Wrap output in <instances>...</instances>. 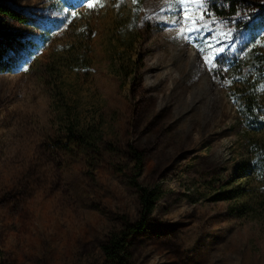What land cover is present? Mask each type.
<instances>
[{
	"label": "rangeland",
	"instance_id": "374dc122",
	"mask_svg": "<svg viewBox=\"0 0 264 264\" xmlns=\"http://www.w3.org/2000/svg\"><path fill=\"white\" fill-rule=\"evenodd\" d=\"M222 2L188 0L224 49L213 72L176 0H0L27 20L0 15L25 44L0 72V264H264V179L256 218L239 209L264 133L237 92L264 26L240 32L248 14L218 18ZM140 187L161 198L125 238Z\"/></svg>",
	"mask_w": 264,
	"mask_h": 264
},
{
	"label": "trees",
	"instance_id": "16d2710c",
	"mask_svg": "<svg viewBox=\"0 0 264 264\" xmlns=\"http://www.w3.org/2000/svg\"><path fill=\"white\" fill-rule=\"evenodd\" d=\"M218 3V2H217ZM241 9H245L249 18L244 23H238L237 28L240 32L251 30L252 32L258 31L264 26V8L257 5H251L246 0H223L220 5L210 6V10L218 18L235 17L239 14ZM0 15L11 18L19 22H27L26 19L20 17L19 13L8 6L0 5ZM21 34L12 31L5 22L0 20V72H9L12 70L14 60L9 56V52L17 49H24L25 44L21 41ZM262 78H264V55L253 52L252 62L250 64V71L239 84L240 99L244 104L247 114L250 117L251 128L254 129L256 134L263 135L264 133V113L260 102ZM250 153L252 155L251 176L255 178L256 185L253 186L248 196L243 192L240 198L243 199L239 209L242 215L249 218H256L255 213L262 207L261 203L263 197L261 195V187L264 179V149L260 147L259 143H252ZM233 189L230 196L233 195ZM161 198V193L158 189H150L140 187V220L131 226L129 230L123 233L125 238H128L136 233L144 230L147 225V220L154 213L157 207V202ZM124 239L114 243L112 247H106V254L114 262L125 261V258L119 257L120 255L127 254L126 247L124 246ZM125 264V263H122Z\"/></svg>",
	"mask_w": 264,
	"mask_h": 264
},
{
	"label": "snow or ice",
	"instance_id": "6c2138e0",
	"mask_svg": "<svg viewBox=\"0 0 264 264\" xmlns=\"http://www.w3.org/2000/svg\"><path fill=\"white\" fill-rule=\"evenodd\" d=\"M133 3H136V0H133ZM205 5L203 3L199 4V8H203ZM89 8L93 7V4H88ZM190 4L188 0H176V6L173 9H169L172 11L174 19V24L177 26H182L184 24H188L187 31L184 32V38H186L190 43L195 42L199 46V50L205 54V63L209 68V71H219V63H220V54L223 53L224 49H217L216 45L213 44L210 39L206 38V36L201 35L202 32L208 31L202 25L204 23V17L202 16L199 20L192 18L189 15ZM181 31L184 29L181 27ZM205 41V44L201 45L199 42ZM207 49H211L213 52L212 57L207 56Z\"/></svg>",
	"mask_w": 264,
	"mask_h": 264
}]
</instances>
